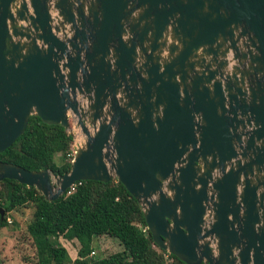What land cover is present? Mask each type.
Wrapping results in <instances>:
<instances>
[{
	"label": "water",
	"instance_id": "obj_1",
	"mask_svg": "<svg viewBox=\"0 0 264 264\" xmlns=\"http://www.w3.org/2000/svg\"><path fill=\"white\" fill-rule=\"evenodd\" d=\"M30 116L69 169L0 180L53 201L115 179L185 264H264V0H0V152Z\"/></svg>",
	"mask_w": 264,
	"mask_h": 264
},
{
	"label": "trees",
	"instance_id": "obj_2",
	"mask_svg": "<svg viewBox=\"0 0 264 264\" xmlns=\"http://www.w3.org/2000/svg\"><path fill=\"white\" fill-rule=\"evenodd\" d=\"M71 142L72 137L60 125L30 116L22 134L0 152V161L60 175L69 169L66 153ZM28 204L33 210L25 230L34 248L35 264H185L153 244L139 204L115 179L77 181L53 201L32 186L0 180L4 211L0 228L7 225L11 211ZM101 235L117 239L121 249L101 257L90 255L92 240ZM59 236L77 240L75 258L59 243Z\"/></svg>",
	"mask_w": 264,
	"mask_h": 264
},
{
	"label": "rangeland",
	"instance_id": "obj_3",
	"mask_svg": "<svg viewBox=\"0 0 264 264\" xmlns=\"http://www.w3.org/2000/svg\"><path fill=\"white\" fill-rule=\"evenodd\" d=\"M72 120V117H69L70 128ZM75 131H78V128ZM32 210V205L28 204L8 214L10 222L0 228V264H35L34 248L25 230L32 216ZM58 241L65 247L71 259L76 257L79 247L77 240H66L59 236ZM91 249L93 251L90 255L101 257L120 250L121 246L117 239L101 235L92 240Z\"/></svg>",
	"mask_w": 264,
	"mask_h": 264
},
{
	"label": "built area",
	"instance_id": "obj_4",
	"mask_svg": "<svg viewBox=\"0 0 264 264\" xmlns=\"http://www.w3.org/2000/svg\"><path fill=\"white\" fill-rule=\"evenodd\" d=\"M74 155V148L72 147V144H70V147H69V150L68 152L66 153V156L69 157V160L71 161L72 157ZM73 186H71L69 189H72ZM7 222H10L9 218H7ZM92 253V251H91Z\"/></svg>",
	"mask_w": 264,
	"mask_h": 264
}]
</instances>
